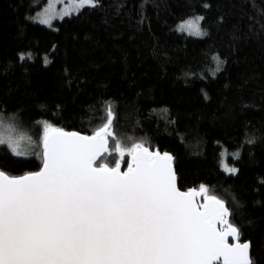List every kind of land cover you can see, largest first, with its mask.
I'll return each instance as SVG.
<instances>
[{
  "label": "trees",
  "instance_id": "16d2710c",
  "mask_svg": "<svg viewBox=\"0 0 264 264\" xmlns=\"http://www.w3.org/2000/svg\"><path fill=\"white\" fill-rule=\"evenodd\" d=\"M47 1L0 0V118L38 141L28 158L0 145V170L41 168L45 122L92 135L111 109L97 165L115 166L117 140L169 153L178 189L207 186L264 264V0H96L55 30L32 22ZM193 17L201 38L177 30Z\"/></svg>",
  "mask_w": 264,
  "mask_h": 264
},
{
  "label": "snow or ice",
  "instance_id": "6c2138e0",
  "mask_svg": "<svg viewBox=\"0 0 264 264\" xmlns=\"http://www.w3.org/2000/svg\"><path fill=\"white\" fill-rule=\"evenodd\" d=\"M69 2L78 11L96 0ZM70 14L66 9L60 18ZM52 18L40 23L51 26ZM203 19L180 29L204 35ZM112 119L109 109L92 135L45 122L42 168L19 176L0 170V264H252L250 244L240 242L224 202L205 185L180 191L169 153L143 143L125 148L117 140L115 166L97 165L109 152ZM3 144L21 154L0 122ZM126 155L131 160L122 172Z\"/></svg>",
  "mask_w": 264,
  "mask_h": 264
},
{
  "label": "rangeland",
  "instance_id": "374dc122",
  "mask_svg": "<svg viewBox=\"0 0 264 264\" xmlns=\"http://www.w3.org/2000/svg\"><path fill=\"white\" fill-rule=\"evenodd\" d=\"M50 3H51V10L49 11ZM85 7H92V6H85ZM85 7H82L79 10H81ZM66 9L70 10L71 14L68 16H64L61 19L60 17L62 16L63 12ZM78 11L75 10V8L70 4L69 0H54V2H53V0H48L47 4L34 14V16L32 17V22L36 23L38 25H41V26L55 30L56 29V27H55L56 22H60L64 19H66L67 17H70L71 15L77 13ZM45 15H51L53 17L52 21H51V26L40 23V19L44 18ZM193 18H195V17H193ZM193 18H190V19H193ZM185 21H187V20H185ZM185 21H183L182 23H180L177 26V30L179 32H183L186 35L194 37V38H201L203 36V35L189 34L188 30H186V29L181 30L180 25H182ZM199 23H200V21H199ZM0 122H2L3 130L6 131V134L10 135L14 141L18 142V149L17 150L21 153L18 156L13 154V152L11 151L10 147L7 144L2 145V146H5L13 156L18 157V158H28V157L36 154L37 148H38V141H37L36 135L32 134V130H33L32 128H28L27 126H25V124L23 122H20L17 120H9V119H5V118H0ZM234 156L236 158L238 156V153H235ZM228 158H229V153L225 149H223L220 153V169H221V171H223L227 175H234L236 172L231 173V172H228L225 170V165H227L230 168L236 169V167L230 166L228 164V162H227Z\"/></svg>",
  "mask_w": 264,
  "mask_h": 264
},
{
  "label": "water",
  "instance_id": "95a60500",
  "mask_svg": "<svg viewBox=\"0 0 264 264\" xmlns=\"http://www.w3.org/2000/svg\"><path fill=\"white\" fill-rule=\"evenodd\" d=\"M83 135V134H82ZM150 151H152V150H150ZM154 151V150H153ZM156 151V150H155ZM42 152H43V143H42ZM161 153V152H160ZM101 157V156H100ZM99 157V158H100ZM98 158V159H99ZM131 160V157L129 156V160L128 161H130ZM42 161H43V159H42ZM42 166H43V162H42ZM42 166H41V168H42ZM172 166H173V170H174V172H175V167H174V158H173V161H172ZM40 168V169H41ZM39 169V170H40ZM38 170V171H39ZM127 170V168L125 167L124 169H122L121 168V171L123 172V171H126ZM176 175V174H175ZM176 183H177V176H176ZM178 187V186H177ZM195 201L197 202V203H200V204H202L203 202H204V199H203V196H196L195 198ZM227 208V207H226ZM229 217V216H228ZM228 217H227V219H228ZM217 227L218 228H223V227H225V225H220V224H218L217 225ZM234 241L232 240V238L230 237L229 238V243H233ZM241 242V241H240ZM250 257H251V248H250ZM214 264H222V262L221 261H217V262H214Z\"/></svg>",
  "mask_w": 264,
  "mask_h": 264
}]
</instances>
